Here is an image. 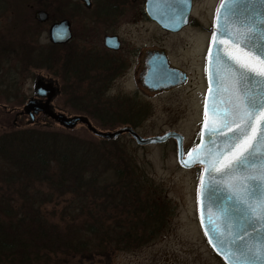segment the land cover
<instances>
[{"label":"rangeland","instance_id":"1","mask_svg":"<svg viewBox=\"0 0 264 264\" xmlns=\"http://www.w3.org/2000/svg\"><path fill=\"white\" fill-rule=\"evenodd\" d=\"M216 1L218 0H194L193 2L192 14L196 22L206 29L209 27L211 11ZM18 14L21 17L15 16L16 21L23 19L21 12ZM151 29L150 27L147 29L142 26L138 28L129 26L123 28L122 31L124 37L131 36L133 42L138 43L139 47L145 48L152 45L151 36L156 35ZM138 34H140L139 37L136 36ZM202 34L201 27L194 26L185 29L181 34L167 37V40L155 41L158 45L166 47L172 56L176 55V43H183L180 44L181 48L179 49L182 51L181 56L173 60L189 74V82L182 88L157 97L149 96L138 88L131 76L126 73L122 81L118 80L112 86L110 85V90L103 97L95 98L96 101H92L91 107H83L80 103L67 104L65 101L67 91L56 105L60 111L70 116L84 115L82 112L83 109H86L91 124L102 131L112 132L129 125L128 123H130L129 126H133L130 121H134L133 123L136 124L132 128L137 134L145 138L162 136L173 131L184 137L186 149L196 140V134L199 132L202 121L199 118V96L203 90V82L199 67L200 53L205 46L206 38L205 34L203 36ZM155 39H158L157 35ZM189 52L190 54H188ZM32 80H27L22 90L13 92L12 98L16 95H29ZM132 103L140 105L141 114L137 118H129L126 114ZM20 125L19 128H13L10 122L0 118V137L11 132H43L57 135L52 137H62L71 143H80L100 153L104 151L105 154H110L107 158H112V160L113 155L121 157L123 161L138 171V182H145L147 185V187H143L144 190L141 189L142 192L144 191V195H147V191L151 193V197L148 198L151 200L150 203H146V198L143 199V196L141 198L131 197V201H136L133 207L136 209L141 206L142 209L150 207L151 213L146 216L138 213V217L137 214H132L127 216L128 221L125 223V215H123L121 222L116 223L113 221L115 218H119L114 216L117 212L112 210L104 212L97 209L90 202L91 199H87L85 209L82 212H70V218L83 219L87 218L90 213L88 226L94 227L93 231L96 233L110 231L112 234L120 236L122 231V233L127 232L131 238L135 233L138 235L140 233L146 236L145 242L133 245L127 250L113 249L114 251L103 253H101L103 250L100 252L91 251L80 256H54L51 260H48L50 255L41 252L36 259L32 260L30 257L23 263H20V259H18L15 264H223L207 245L198 225L197 192L200 169L194 167L183 170L178 166L173 140L163 144L139 147L128 136L122 135L115 140L116 145H103L100 140L91 136L82 127H77L73 131H65L48 124L27 126L23 122ZM41 126L45 127L41 128ZM103 160H105L104 157L98 160V167L95 166L93 170H102ZM106 161L108 160L106 159ZM132 177L135 179L134 175ZM107 183L109 184V182ZM14 187L16 188L17 184ZM34 190L40 191L37 196L44 200L48 197L47 193H50L46 181L32 182L28 192H34ZM11 198L18 199L15 194ZM54 198L55 195L51 197V200ZM55 202L59 203L55 205ZM65 206H68V203L63 204L56 200L52 204L43 206L38 213L49 223L58 222L64 213H67ZM81 213L83 215L80 217ZM107 219H111V221ZM144 223L145 227H140V224ZM100 225L109 227L110 230L106 228L100 230ZM87 230L89 231L85 232L87 236L94 240L95 232L92 231V228Z\"/></svg>","mask_w":264,"mask_h":264},{"label":"flooded vegetation","instance_id":"2","mask_svg":"<svg viewBox=\"0 0 264 264\" xmlns=\"http://www.w3.org/2000/svg\"><path fill=\"white\" fill-rule=\"evenodd\" d=\"M190 1L186 25L177 32H169L161 28L159 19H167V24L183 21L184 5H176L173 12L157 10L151 13V0H1L0 118L10 122L13 128H19L23 122L27 126L48 124L58 127L40 112L33 114L30 120L23 110L31 100L41 104L47 100L34 95V83L37 80L45 85L51 83L57 90L49 106L54 113L67 117L79 115H66L57 107L56 103L66 91L67 104L80 103L83 107H91L95 98L103 97L110 90V85L122 81L126 73L149 96L157 97L182 88L189 82V74L173 60L181 56L182 51L179 49L183 43H176V55L172 56L166 47L155 41L167 40V37L181 34L194 26L201 27L202 36H206L199 67L203 82L199 96V118H202L205 61L215 12L221 0L216 1L211 11L208 29L196 22L192 14L194 0ZM18 12L23 17L20 21L15 20V16L21 17ZM38 13H44L46 19L40 21ZM61 22L67 25L68 38L54 43L50 29ZM129 26L150 27L158 39L153 35L151 46L139 47L131 36L123 35V28ZM29 79H33L31 93L12 98V93L22 90ZM128 108L126 114L129 118L140 116L139 104L132 103ZM82 113L84 115L80 116L89 120L88 114ZM195 144L188 146L185 151L192 149Z\"/></svg>","mask_w":264,"mask_h":264},{"label":"trees","instance_id":"3","mask_svg":"<svg viewBox=\"0 0 264 264\" xmlns=\"http://www.w3.org/2000/svg\"><path fill=\"white\" fill-rule=\"evenodd\" d=\"M83 111L87 112L86 109ZM131 125L136 126L135 123ZM52 136L57 135L24 131L0 137V264H15L18 259L23 263L30 257L36 259L41 252L50 255L48 260H51L54 256H80L91 251L127 250L144 243L146 236L140 233H135L132 238L122 231L120 236L110 231L96 233L94 227L88 226L90 213L83 219L69 217L70 212H82L87 199H91L90 202L97 209L117 212L114 216L119 218L113 221L116 223L121 222L123 215L125 223L127 216L132 214L138 217V213L145 216L151 213L150 207L134 208L136 201L130 200L143 196L146 203L151 202L148 199L151 193L147 191V195H144V191H141L147 185L138 182V171L117 155H113L112 160L107 158L110 154L104 151L100 153L80 143ZM100 142L103 145L117 144L116 141ZM103 157V169L93 170ZM35 181L47 182L50 190L47 199L38 197V190L28 192ZM13 194L18 199L11 198ZM53 195L56 199L51 200ZM56 200L68 203L65 206L67 213L58 222L49 223L39 216L38 211ZM140 225L145 227V223ZM88 228L95 232L94 240L87 236ZM100 228L109 229L104 225H100Z\"/></svg>","mask_w":264,"mask_h":264},{"label":"snow or ice","instance_id":"4","mask_svg":"<svg viewBox=\"0 0 264 264\" xmlns=\"http://www.w3.org/2000/svg\"><path fill=\"white\" fill-rule=\"evenodd\" d=\"M251 4L254 0H222L224 30L220 35L227 36L228 41L217 40L216 34L213 39L223 45L219 53L230 61L224 64L220 55L217 56L220 69L228 75L230 87L221 89L220 81L224 77L218 71L216 94L212 96L210 109L206 102L205 127L210 139L217 133L226 139L222 149H208L205 156L197 154L194 159V163L209 164L206 196L224 183L235 202L242 206L237 209L239 230L232 232L230 227L228 233H219L217 247L229 264H248L250 257L256 255L255 246L250 242L256 224H264V163L259 166L256 163L258 158L264 161V123L259 129L255 127L258 121H264V21L259 32L254 22H248L252 11L248 5ZM222 91L227 92L226 97L220 95ZM225 129L232 133L231 137H227ZM212 143L215 145L216 141ZM223 177L228 179L225 181ZM261 252L264 253V248Z\"/></svg>","mask_w":264,"mask_h":264},{"label":"water","instance_id":"5","mask_svg":"<svg viewBox=\"0 0 264 264\" xmlns=\"http://www.w3.org/2000/svg\"><path fill=\"white\" fill-rule=\"evenodd\" d=\"M180 4L184 5L186 9L184 8L183 21H179L178 25L173 23L167 24V19H159L161 21L160 25L163 26V28L174 32L185 25L187 14L189 12V0H187V3L183 2L182 0H151V12H156L157 10H164L162 12H173L175 6ZM248 7L252 9L251 13L248 14L249 16H251V19L248 22H254L257 26V32H259L261 23L262 21H264V2H262V0H254V4L248 5ZM219 10L220 16L218 18L217 11L213 35L216 34L217 40L224 39L228 41L227 36L220 35V33L224 30V9L221 8V5L219 7ZM37 18L40 21H44L46 19V15L44 13H38ZM244 18L245 17H241V19ZM50 36L52 42L54 43L67 40L68 28L66 23L61 22L59 24L53 25L50 29ZM222 47L223 45H219L216 41H214L212 37L206 63L207 91L204 102V115L206 111V102L207 107L210 109L212 96L216 94L218 71H221V75L224 77V79L220 81L221 89L224 90L230 87L227 73L222 72L217 63L218 54L220 55V59L224 64L230 63V61L222 53H219V49ZM252 86L254 88L257 87L255 81H253ZM33 91L35 96L44 97L47 100L44 104H41L36 100H31L27 103L23 110L25 114L30 117V120L33 119V114H37L40 112L51 119V121L58 125L60 128H63L66 131H72L78 126H81L89 134L103 141H112L119 136L126 134L139 147L162 144L168 139L175 140L178 165L184 169H191L195 166H199L202 168L197 199L199 225L209 247L212 249L215 255H217L224 262V264H229V261L225 258L220 248L217 247L218 239L220 238L219 233H228L230 227L232 232H236L239 230L238 225L240 222V212L237 211V209H242V206L235 202L231 192L227 189L224 183H221L218 187L215 188V190L210 191L206 196L205 189L208 186L210 179L206 169L209 167V164L207 162L194 163V159L196 158L197 154L205 156L208 149H222L224 147L226 136L217 133L210 139L208 128L205 127L204 120L197 146L192 151L188 152L186 157L184 158L183 138L175 132H169L162 136H156L152 138H143L130 127H122L112 132L101 131L96 129L85 116L79 115L67 117L63 114L54 113L51 110V106H49V102L57 95L58 92L53 88L51 83L45 85L37 80L34 83ZM220 95L226 97L227 92L222 91ZM210 115L211 113L209 112V116ZM262 123H264V121H258L255 127L259 129ZM225 132L227 134V137H231V132L227 131V129H225ZM262 139H264V137H262ZM212 140L216 141L215 145L212 143ZM260 151V145H257V152ZM256 163L257 166H259L264 163V161H261L258 158ZM215 175L219 176V173H216ZM227 179L228 177H223V180L226 181ZM229 217H231L230 220ZM249 230L252 231L251 228H249ZM250 243L255 246L256 255L254 257H250L248 264H264V253L261 252V249L264 248V224H256L255 231L253 232V239Z\"/></svg>","mask_w":264,"mask_h":264}]
</instances>
